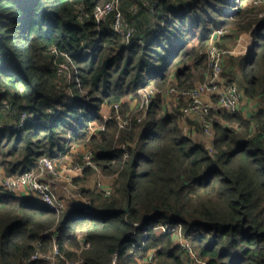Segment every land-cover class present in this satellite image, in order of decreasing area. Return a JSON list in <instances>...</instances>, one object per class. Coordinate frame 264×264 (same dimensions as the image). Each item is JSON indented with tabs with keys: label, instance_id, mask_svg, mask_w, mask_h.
Segmentation results:
<instances>
[{
	"label": "trees",
	"instance_id": "1",
	"mask_svg": "<svg viewBox=\"0 0 264 264\" xmlns=\"http://www.w3.org/2000/svg\"><path fill=\"white\" fill-rule=\"evenodd\" d=\"M96 1L0 0V169L19 176L42 157L85 146L115 175L110 196L80 188L94 212L70 202L57 215L0 190V264H47L31 257L54 246L61 264H264V0H120L144 44H124L98 26ZM224 28L229 40L251 38L245 53L226 56L221 72L256 102L249 118L241 109L212 111L206 146L182 131L183 101L164 112L159 95L139 123L137 114L125 129L104 123V107L127 111L143 87L203 82L210 45L225 47L227 38L213 42ZM67 59L77 73L70 68L64 80L56 69ZM67 96L72 102L50 115ZM23 112L31 117L18 127ZM177 223L180 232L165 231ZM174 234L190 241L195 258Z\"/></svg>",
	"mask_w": 264,
	"mask_h": 264
},
{
	"label": "built area",
	"instance_id": "2",
	"mask_svg": "<svg viewBox=\"0 0 264 264\" xmlns=\"http://www.w3.org/2000/svg\"><path fill=\"white\" fill-rule=\"evenodd\" d=\"M153 4L155 5V3ZM143 5L148 6L149 2L145 1ZM119 6L120 0H97L93 9V18L96 24L98 26L101 24H106L115 34L119 36L120 40L124 44H130L133 42L144 44V40L136 38L135 25H132L130 21L124 18ZM132 10H135V8H132ZM76 12L80 21H83L88 16L84 5H79ZM215 33L218 37H225L224 35L229 33V31L227 29H223ZM92 46L93 47L86 48L88 53L92 52V49L97 46V43H94ZM228 54L229 52L225 51L221 47L211 44L208 49V65L210 72L207 74L206 79L203 82L190 89H180L174 86H167L164 89L144 88L140 95V101L138 104L139 110L136 111L138 113L135 120L136 123H139L143 118H145L147 110L153 104L156 96H161L163 101L165 97H170L176 104H179V102L183 101L184 106L181 109V117H195L194 119L199 125L202 132L201 134L205 139L204 142L206 143L208 140H211L214 119L211 115L212 110L210 109L213 108V111L223 110L229 113H236L239 110L242 97V92L239 90L236 82L223 83L221 80L223 61ZM70 68L74 70L75 73H77V69L72 64L71 60L67 59L66 62H61L56 69L58 76L64 80H67L66 78L69 79L71 76ZM206 96L209 98H216V100L204 101V97ZM202 100L205 104L202 102ZM113 108L115 111H117L118 105L114 104ZM50 112L52 115H55L56 113L55 111ZM29 117H31V114L23 112L18 127L22 126L24 121ZM129 117L131 116L129 115L127 118ZM124 125L129 127L131 123L127 124V122H125ZM99 130L104 131V127L99 128ZM195 131L197 132L198 130L195 128ZM192 133H194L193 127ZM68 146L71 147V145L67 143L65 147ZM122 149L125 151L124 156L126 157L128 155L126 152L127 148L122 145ZM93 157V154L88 152L82 157L81 165H76L72 168L73 175L77 176L74 179H70L68 186L74 191L71 195L66 193L63 198L58 197L52 187L53 183L56 182L57 172L54 170L51 162L46 158L39 160L37 166L32 171L23 173L19 176L2 177L0 179V190L2 192L16 194L28 193L35 195L43 206L59 215L66 208L68 201L74 200L78 191L80 190L79 187L75 186L74 180L81 176L86 170H92L90 168H95ZM96 190L97 192L102 193L104 196H110L112 192L111 190L107 191L102 189L100 185H96ZM91 212H94L93 208ZM136 227L140 228L143 227V225L136 224ZM176 228H179L178 232H180L182 228L181 224L177 223L171 228L165 227L164 229L170 233H175ZM174 236L177 239V241L175 240V243L191 256L193 250L190 241L180 234H174ZM56 256L57 248L54 246V248L48 253H36L31 257V259H42L47 264H61ZM152 258L153 255L149 256V261H151ZM193 258H195L194 253ZM66 264L72 263L67 261ZM112 264H117L115 259L113 260Z\"/></svg>",
	"mask_w": 264,
	"mask_h": 264
},
{
	"label": "rangeland",
	"instance_id": "3",
	"mask_svg": "<svg viewBox=\"0 0 264 264\" xmlns=\"http://www.w3.org/2000/svg\"><path fill=\"white\" fill-rule=\"evenodd\" d=\"M130 23L133 25L132 22H130ZM226 28H224V29H226ZM220 30H223V29H219L217 31H220ZM229 34L230 33L225 34L224 35L225 37H218L217 36L216 41L222 40L223 38H227L229 36ZM250 40H251L250 36H248L247 34L242 33L240 35V37H238L236 39H230L229 40V38H227L226 40H224L223 44L225 46L224 48H226V49H224V48H222V49H224L225 51L229 52V55L233 54V55L237 56V55L243 54V53H245L247 51V49L249 48ZM214 41L215 40H213V42ZM224 61H225V59H224ZM222 71H223V66H222ZM227 78H229V77L227 76V77H222L221 78L223 83H227L226 82ZM198 84H200V82L195 83L194 86H196ZM169 86L176 87V85L174 83H172V82L169 83ZM146 87L155 89V87H153L151 85L150 86H146ZM146 87H143L142 89L139 90V94H138L137 98L135 97V98L131 99L127 111H120L119 108H118L117 111H111V107L110 106L104 107V110L102 111V117H103L104 123L109 122V121H116V124H117L118 128L124 127V128H121V129H125V127H126L124 125L125 122H127V124L131 123L133 125V120H132L131 117L133 115L138 114L136 111L139 110L138 104H139V101H140L141 91L144 88H146ZM156 89H158V88H156ZM73 99L74 98H71V97L63 98L61 100L60 104H59V107L58 108H54V109L50 108V111H61L62 107L65 106V105L70 104ZM208 100L212 101L213 98H209L208 97ZM155 101H156V97H155V99L153 101V104H154ZM202 102H203V100H202ZM240 102L242 103V108H244L245 111L247 112L248 116H246V117L249 118L253 114V112H255V110L252 111V109H251L252 105L249 104L250 102L247 103V101H244V100H241ZM243 102H245V103H243ZM212 103H214V102H212ZM179 104H180V102H179ZM173 105L177 106L178 104H176L175 102L164 103V101L162 100L161 108L163 110L164 107L166 108L168 106H173ZM210 110L213 111V108L210 109ZM50 115H51V112H50ZM129 115L131 117L127 118ZM191 115H195V114H191ZM194 118L195 117H193V118L183 117V120L186 122V124L193 125L194 133H191L187 128H185V126L181 127L182 131L186 134V136L191 138L192 140L194 139V135L198 134V132L195 131V128H196L195 124L197 122H196V120ZM191 121H193V122L191 123ZM101 127H104V130H105V125L103 124L102 126H99L97 128L95 127L96 129L95 128L91 129V133L92 134L97 133L98 131H100L99 128H101ZM126 128H128V127H126ZM194 142H196V141H194ZM199 144L205 145L204 140H202V143H199ZM129 145H131V144H129ZM75 147H77V146H75ZM88 152H91L93 154V156H94V152L92 151L91 148L85 147V146H81V147H77L76 151H75V149H73L72 153L64 152V154H60V156H57V157H54V158L42 157V158L48 159L51 162V165L53 166L54 170L57 172V179H56V182L53 183L52 187H53V189H54V191H55V193H56V195L58 197L63 198L66 193L69 194V195H71L73 193L74 190H72L68 186V183H69L70 179L71 178L74 179L77 176V175H73L72 168L74 166H76V165H81L82 157L85 156ZM42 158H40L39 160H41ZM93 161L95 163V168H90L92 170L87 171V172H90L88 174L87 180L84 183H80L79 182L77 184L75 182V180L77 179L76 178L74 180L75 186L79 187V188H86V189H91V190L94 189L95 191H97L96 190V185H100L102 189H105L107 191L111 190L113 192L114 183H115V175L105 174L102 171V169L100 168V166H98V164L96 163L95 159H93ZM2 177H10V175H6L4 170L0 169V179ZM79 191H78V193L76 195V198L74 200H72V201H68V203L69 202H74V201L76 202L78 199H83V201L87 202L86 204H89V202L87 200H85L84 197L80 196ZM34 203L36 205L40 206V204H38L37 202H34ZM175 240L177 241L176 238H175ZM191 257L193 258V253H191ZM77 258H79V257H77ZM74 263H78V261L75 260Z\"/></svg>",
	"mask_w": 264,
	"mask_h": 264
},
{
	"label": "crops",
	"instance_id": "4",
	"mask_svg": "<svg viewBox=\"0 0 264 264\" xmlns=\"http://www.w3.org/2000/svg\"><path fill=\"white\" fill-rule=\"evenodd\" d=\"M239 45V44H238ZM233 55V54H232ZM245 97L242 95V97H241V100H244V101H247V103H249V104H251L252 105V107H251V109H252V111H254L255 109H256V107H257V104H256V102L254 101V100H246V99H244ZM208 100V97L206 96V97H204V101H207ZM172 102H174V100L172 99V98H170V97H165V99H164V103H172ZM243 103H245V102H243ZM241 106V107H240ZM175 107V105H173V106H168V107H164V109H163V111L164 112H169V111H172L173 110V108ZM239 109H241V111H243L244 112V115L245 116H248L247 115V112L245 111V109L244 108H242V103L240 102V105H239ZM193 121H191V123H192ZM179 124H180V126L182 127V126H185V128H187L191 133H192V127H193V125H188V124H186V122L183 120V118L181 117L180 119H179ZM194 141H196L197 143H202V140H205L204 138H203V136L200 134V133H198V134H195L194 135V139H193ZM73 149H75V151H76V149H77V147H75V146H73L72 147V149H70V151L68 152V153H72V150ZM26 197H28V198H30V200L33 202H37L38 204H40V205H42L41 204V202L39 201V199L35 196V195H31V194H28V193H23ZM77 203H79V204H86L87 202L86 201H83V199H78L77 201H76ZM85 202V203H84Z\"/></svg>",
	"mask_w": 264,
	"mask_h": 264
},
{
	"label": "water",
	"instance_id": "5",
	"mask_svg": "<svg viewBox=\"0 0 264 264\" xmlns=\"http://www.w3.org/2000/svg\"><path fill=\"white\" fill-rule=\"evenodd\" d=\"M217 39V34L214 33L213 35V40L216 41ZM75 206L77 207L78 210H83V211H92V206L90 204H79L77 202H75Z\"/></svg>",
	"mask_w": 264,
	"mask_h": 264
}]
</instances>
